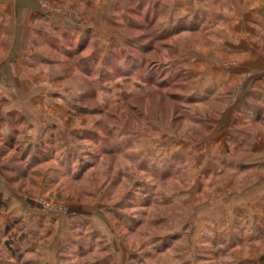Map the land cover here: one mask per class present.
I'll return each mask as SVG.
<instances>
[{
    "label": "rangeland",
    "instance_id": "rangeland-1",
    "mask_svg": "<svg viewBox=\"0 0 264 264\" xmlns=\"http://www.w3.org/2000/svg\"><path fill=\"white\" fill-rule=\"evenodd\" d=\"M84 1L91 6L75 3L72 12L94 30L61 32L63 41L52 45L43 40L39 49L49 60L30 70L49 91L34 97L46 109L50 101L58 104L50 115L45 110L40 115L55 126L58 143L48 148V162L36 172L44 182L24 193L41 208L64 214L70 212L68 205L87 206L91 219L74 243L62 248L52 238L25 259L16 256L19 250L9 236L1 262L244 264L249 247L237 241L244 247L239 248L232 240L236 233L247 239L251 231L245 234L234 217L264 216L256 203L237 207L240 199L254 198L248 189L261 176L227 172V153L246 158L250 147L264 140L259 135L264 128L247 122L241 133L211 122L219 116L224 124L234 121L233 112L213 103L214 96L200 99L207 92L202 81L215 79L211 73L201 76L202 71H211L212 63L242 65L220 55L211 39V11L226 10L231 2ZM186 7L190 16L184 15ZM227 95L232 102V94ZM226 137L231 151L219 145ZM221 167L225 173L219 177Z\"/></svg>",
    "mask_w": 264,
    "mask_h": 264
},
{
    "label": "crops",
    "instance_id": "crops-1",
    "mask_svg": "<svg viewBox=\"0 0 264 264\" xmlns=\"http://www.w3.org/2000/svg\"><path fill=\"white\" fill-rule=\"evenodd\" d=\"M82 1L84 0H0V197L9 206L8 211L0 215V251L8 249L12 240L19 250L16 256L24 259L30 252L37 253L40 243L44 242V247L48 246V240L52 238L57 240L58 247L69 246L79 237L86 221L91 219L87 206L68 205L70 212L64 214L41 208L36 200L24 193L42 180L36 175L40 171L38 167L42 162H48L44 158L48 148L58 143L57 136L52 133V130H56L55 126L40 118L44 110L49 114L52 107L57 109L58 104L50 101V104L46 103V109L34 97H42L48 90H44L41 78L34 76L30 70L35 69L40 62L49 60L44 55L45 52L42 53V49H39L44 45L43 40L52 45L53 42L63 41L61 32L78 31L86 34L94 30L90 25L84 26L83 20H76L74 17L72 10L75 3L78 7L91 6V3L86 5V1V4ZM91 1L98 5L101 0ZM229 1L232 5L226 10L214 7L211 11L213 21L209 23L215 32L211 39L220 55L242 65L222 68L218 67L220 63H212L215 70L202 71L201 76L208 77L207 73H211L212 79H215L211 80V84H204L202 81L207 92L200 94L203 95L200 99L206 100V95L214 96L216 98H212L213 103H223L227 113L233 112L234 121H230V118L224 124V118L218 115L219 118H211V122H220L222 126L230 125L235 131L246 133L244 127L247 122L264 128V0ZM100 9L95 10L97 16L101 15ZM189 9L186 7L185 16L191 15ZM192 20L193 18L186 21L187 25ZM196 76L201 78L200 75ZM222 78L225 80L219 82ZM50 80L53 85L55 78ZM226 85H232L236 89L232 87V91L230 88L226 93ZM227 94H232V102L228 100L230 96ZM223 98H227V101ZM240 126L243 129H239ZM259 135L264 138V133ZM225 140V143L219 144L221 149L231 151L230 137ZM241 144L243 143L239 142ZM249 150L250 154L241 160H237L236 151L227 153V172L233 175L258 173L261 177L252 181L248 189L254 198L248 202L240 199L236 205L249 209L256 203L259 208H264V140L251 146ZM220 159L223 164L224 159ZM224 173L221 167L217 175L221 177ZM49 178L48 176L45 180L49 182ZM217 180L220 178L217 177ZM239 186L241 185H236V189H246L244 185ZM233 203L234 206L236 201ZM262 213L253 217L247 213L241 219L236 215L234 217L235 223H239V229H244L245 234L246 231H251L248 240L239 233L235 234L238 238L232 240L233 244L245 241V248L249 247V258L243 260L244 264H264ZM238 243L236 246L244 248ZM260 244L263 246L256 248ZM2 260L0 259V264H4Z\"/></svg>",
    "mask_w": 264,
    "mask_h": 264
},
{
    "label": "trees",
    "instance_id": "trees-1",
    "mask_svg": "<svg viewBox=\"0 0 264 264\" xmlns=\"http://www.w3.org/2000/svg\"><path fill=\"white\" fill-rule=\"evenodd\" d=\"M193 28V27H192ZM191 27L185 28L187 31L192 30ZM8 209V203L7 201L3 200L2 197H0V215L5 212Z\"/></svg>",
    "mask_w": 264,
    "mask_h": 264
}]
</instances>
